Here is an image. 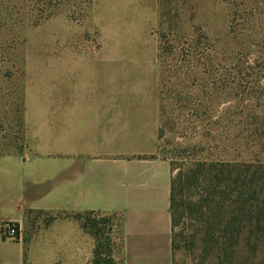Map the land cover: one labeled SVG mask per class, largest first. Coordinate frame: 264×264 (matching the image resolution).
Here are the masks:
<instances>
[{
	"label": "crops",
	"instance_id": "crops-1",
	"mask_svg": "<svg viewBox=\"0 0 264 264\" xmlns=\"http://www.w3.org/2000/svg\"><path fill=\"white\" fill-rule=\"evenodd\" d=\"M90 12L97 44L61 45L53 75L25 78L26 148L0 155V225H20L23 237L0 234V264H91L94 239L72 218L84 212L116 216L123 264H172L171 170L157 154V0H90ZM124 51L148 54L146 77L111 70Z\"/></svg>",
	"mask_w": 264,
	"mask_h": 264
},
{
	"label": "rangeland",
	"instance_id": "rangeland-1",
	"mask_svg": "<svg viewBox=\"0 0 264 264\" xmlns=\"http://www.w3.org/2000/svg\"><path fill=\"white\" fill-rule=\"evenodd\" d=\"M17 1L20 0H0V155L22 154L26 148L22 119L25 78L37 76L42 70L53 75L54 61L61 55V45L97 44L96 28L92 24L88 0H22L25 10L12 15L13 18L20 16L25 24L16 26L5 23L7 8H11ZM170 1L171 9L178 10L169 14V24L179 29L185 38L203 33L211 41V52L215 59L206 68L210 78L203 97L202 63L197 65L199 73L194 63L185 64L183 68H167L166 113L165 118L158 122L161 135L157 154L167 160L174 157H203L213 160L227 159V156L230 158L234 156V150L239 148L236 135L243 130L244 122L252 127L250 117L264 109L261 108L264 99L258 98L259 90L256 84L252 83L255 85L252 86L250 78L241 81L242 76L238 75L241 63L234 62L235 65L228 67L223 60L228 51L237 53L250 45L251 40H247L253 26L260 24V28L264 30V0ZM37 18L46 20L32 26L31 21ZM157 20L158 0L156 21L151 26L154 40H157L159 32ZM177 45L180 46V43ZM129 46L131 47L130 44H121L124 49ZM250 48L253 49L254 46ZM66 55L70 56L71 53ZM117 57L118 60L115 58L112 61L113 72L117 66L120 72L127 73L131 78L146 77L149 71L148 54L124 51L117 54ZM225 70L236 74L237 90L230 96L218 95L215 99L211 88L220 94V91L230 86L229 82L222 81ZM181 72L184 73L183 82L179 91L177 90L181 101H175L174 84ZM244 73L246 71L242 72ZM263 84L260 82V85ZM92 217L116 219L112 214L106 213H97ZM113 224L110 238L114 241L109 250L116 264H121L119 228L117 222ZM252 257L251 264H264V239Z\"/></svg>",
	"mask_w": 264,
	"mask_h": 264
},
{
	"label": "trees",
	"instance_id": "trees-1",
	"mask_svg": "<svg viewBox=\"0 0 264 264\" xmlns=\"http://www.w3.org/2000/svg\"><path fill=\"white\" fill-rule=\"evenodd\" d=\"M171 7L170 0H158L159 32L156 61L159 123L165 118L166 113L167 68L170 66L183 68L185 64L194 63L197 70V65L202 63L203 97L204 89L209 87L210 78L207 76L206 68L210 67L215 59L211 52V41L203 33L185 38L179 29L169 24V14L178 10ZM24 10L22 0L14 2L11 8H7L5 23L16 26L25 24V20L20 16L13 18L12 15L22 13ZM44 20L46 19L37 18L31 21V24L36 26ZM259 28L260 24L253 26L247 40L251 42L246 49L237 53L228 51L223 61L228 67L235 65L234 62L241 63L242 67L238 73L243 77L240 78L241 81L250 78V83L257 85L258 98L264 99V84L260 85V82L264 83V30ZM258 29L259 31H254ZM177 43H180V46ZM250 46L254 48L251 49ZM243 71L246 73L242 74ZM222 75V81L229 82L230 86L220 91V94L211 88L215 99L218 95L230 96L237 90L236 74L225 70ZM178 77L173 90L176 92L175 101H181V95L177 90L183 82L184 73H179ZM253 84L252 86H255ZM261 108H264V102ZM250 119L252 127L247 122L243 123V130L235 137L239 141V148L234 150V156L230 158L227 156V159L223 160L203 157L168 159L171 170L172 264L252 263V255L257 253L259 243L264 239V109L253 114ZM160 135L161 128L158 127V139ZM97 213L99 212L77 213L73 214L72 218L79 221L82 229L94 239L91 264H116L109 249L114 241L110 238L113 223L117 222L119 228V220L113 214L116 218L114 220L92 217ZM118 237L120 245L118 249L121 252L119 233Z\"/></svg>",
	"mask_w": 264,
	"mask_h": 264
},
{
	"label": "built area",
	"instance_id": "built-area-1",
	"mask_svg": "<svg viewBox=\"0 0 264 264\" xmlns=\"http://www.w3.org/2000/svg\"><path fill=\"white\" fill-rule=\"evenodd\" d=\"M0 234L3 240L19 241L23 237V228L13 222H4L0 225Z\"/></svg>",
	"mask_w": 264,
	"mask_h": 264
}]
</instances>
